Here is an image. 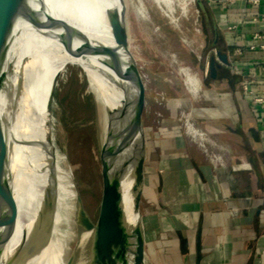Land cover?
Listing matches in <instances>:
<instances>
[{
  "label": "bare ground",
  "instance_id": "bare-ground-1",
  "mask_svg": "<svg viewBox=\"0 0 264 264\" xmlns=\"http://www.w3.org/2000/svg\"><path fill=\"white\" fill-rule=\"evenodd\" d=\"M154 1L171 11L173 2L183 10L189 0ZM116 2L0 0V264H68L76 241L89 237L75 224L77 186L68 157L54 143L52 102L47 108L54 79L68 62L81 68L98 110L108 205L115 204L119 190L128 222L136 219L128 173L116 187L118 163L109 134L108 109L119 105V85L125 87L102 52L113 45L106 12ZM27 7L29 24L21 18ZM135 7L142 11V0ZM179 72L195 94L200 86L195 73L188 67ZM89 255L90 264H121L113 238L90 242Z\"/></svg>",
  "mask_w": 264,
  "mask_h": 264
},
{
  "label": "crops",
  "instance_id": "crops-1",
  "mask_svg": "<svg viewBox=\"0 0 264 264\" xmlns=\"http://www.w3.org/2000/svg\"><path fill=\"white\" fill-rule=\"evenodd\" d=\"M197 1L211 55L226 53L228 64L192 93V111L226 162L213 165L190 140L175 103L142 110L145 262L264 264V107L243 90L264 96V0Z\"/></svg>",
  "mask_w": 264,
  "mask_h": 264
},
{
  "label": "rangeland",
  "instance_id": "rangeland-1",
  "mask_svg": "<svg viewBox=\"0 0 264 264\" xmlns=\"http://www.w3.org/2000/svg\"><path fill=\"white\" fill-rule=\"evenodd\" d=\"M142 2L143 10L140 12L135 7L137 0H120L118 6L124 16L128 54L137 76L144 114L150 112L153 103L157 104V94L164 93L167 101L178 106L177 119L182 130L185 132L182 115H189L194 127L209 139L204 143L207 152L221 155L226 162L221 151L224 147L217 141L216 133L195 119L192 92L179 72L180 67H188L197 76L201 87L209 81L210 37L197 0H189L183 10L173 2V12L154 0ZM51 113L55 146L61 152L62 148L66 150L84 207L95 221L103 187L99 157L101 128L95 101L87 92L85 76L81 68L71 62L54 79ZM145 124L144 119L143 127ZM196 138H199L198 134ZM210 142H215L219 149H215ZM142 212L139 208L140 221ZM11 264L16 263L12 261Z\"/></svg>",
  "mask_w": 264,
  "mask_h": 264
},
{
  "label": "water",
  "instance_id": "water-1",
  "mask_svg": "<svg viewBox=\"0 0 264 264\" xmlns=\"http://www.w3.org/2000/svg\"><path fill=\"white\" fill-rule=\"evenodd\" d=\"M117 1V0H116ZM120 0H118L119 2ZM22 20L30 23V9L24 10ZM107 22L113 40L112 46L102 48L110 69L124 82L125 87L119 85L123 91V98L119 105L108 109L112 156L118 163L115 178L116 187L123 175L131 178V197L133 213L136 219L130 224L126 218L123 197L118 190V199L113 206H109L106 178L102 175V196L97 219L89 217L82 198L76 193V208L74 220L79 232H89V237L83 243H75L68 264H90L89 244L104 238H113L118 246L121 264H145L142 226L139 216L140 195L144 179L145 134L142 120V98L138 90L137 76L134 72L127 49V35L124 16L121 7L116 2L106 12ZM219 60V63L216 61ZM228 64L226 53L216 51L208 61V71L211 78H216L217 70ZM52 88L48 94L47 108L52 102ZM123 88V89H122ZM66 155V150L62 148ZM100 152V151H99ZM101 161V159H100ZM139 216V219H138ZM4 237L0 235V245Z\"/></svg>",
  "mask_w": 264,
  "mask_h": 264
},
{
  "label": "built area",
  "instance_id": "built-area-1",
  "mask_svg": "<svg viewBox=\"0 0 264 264\" xmlns=\"http://www.w3.org/2000/svg\"><path fill=\"white\" fill-rule=\"evenodd\" d=\"M209 1H212V0H209ZM223 1H230V0H223ZM243 90H244V93L247 95V96H249V98H250V102H251V104H252V106L253 107H259V106H261V107H264V96H256V95H253V93L247 88V86H244V88H243ZM167 101V99H166V97H165V94L164 93H158L157 94V97H156V102H157V104H159V105H162V104H164L165 102ZM183 116V121H182V125L184 126V128H185V132H186V134L188 135V137L193 141V142H195L196 140H198V142H197V145L200 147V149L204 152V154L207 156V158L213 163V165H215V166H223V160H222V156L221 155H219V154H217V153H212V154H209L208 152H207V150H206V146L204 145V143L206 142L207 143V141H204V140H202V139H200V138H195V137H193L191 134H189L188 132H187V126L188 125H190L192 128H195L194 127V125H193V123H191L190 122V116L189 115H187V116H185L184 114L182 115ZM196 129V128H195ZM197 130V129H196ZM197 131H199V130H197ZM201 134H203L205 137H206V134L204 133V132H201V131H199ZM210 144H212V146H214V148L215 149H219L218 147H217V145H216V143L214 142V143H211L210 142ZM218 156H219V158H218ZM220 157H221V159H220ZM230 212L232 213V214H235V209H231L230 210Z\"/></svg>",
  "mask_w": 264,
  "mask_h": 264
},
{
  "label": "trees",
  "instance_id": "trees-1",
  "mask_svg": "<svg viewBox=\"0 0 264 264\" xmlns=\"http://www.w3.org/2000/svg\"><path fill=\"white\" fill-rule=\"evenodd\" d=\"M197 6H198L199 10L201 11V8H200V6H199V4H198V1H197Z\"/></svg>",
  "mask_w": 264,
  "mask_h": 264
}]
</instances>
